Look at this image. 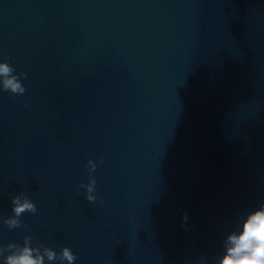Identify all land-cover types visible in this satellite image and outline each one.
I'll use <instances>...</instances> for the list:
<instances>
[{"label": "water", "instance_id": "water-1", "mask_svg": "<svg viewBox=\"0 0 264 264\" xmlns=\"http://www.w3.org/2000/svg\"><path fill=\"white\" fill-rule=\"evenodd\" d=\"M0 65V264H223L264 212V0H0Z\"/></svg>", "mask_w": 264, "mask_h": 264}, {"label": "clouds", "instance_id": "clouds-1", "mask_svg": "<svg viewBox=\"0 0 264 264\" xmlns=\"http://www.w3.org/2000/svg\"><path fill=\"white\" fill-rule=\"evenodd\" d=\"M11 71L12 69L7 65H0V74L7 76ZM21 75L27 78V73H21ZM9 89L14 94H23L25 92V89L21 87L15 77L5 80L4 90L7 91ZM92 185L88 188L89 193L94 190L95 181L92 182ZM81 187H84V185H81ZM87 199L95 201V198L91 195L87 196ZM12 203L15 205L13 212L16 217L26 211L32 214L37 211L36 206L27 199L21 203L19 197H16ZM6 223L10 229L20 226V223L13 218H10ZM229 239L235 247L229 249L230 254L225 257L223 264H264V212H257L251 216L244 224L242 234L239 237L231 236ZM64 255L68 259H72L67 250H65ZM52 258L53 255L49 254V259ZM8 264H42V260L33 259L30 251L25 249L24 255L9 257Z\"/></svg>", "mask_w": 264, "mask_h": 264}]
</instances>
